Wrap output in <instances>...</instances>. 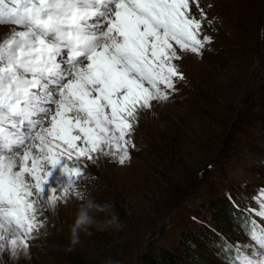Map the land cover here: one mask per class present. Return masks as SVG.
Returning a JSON list of instances; mask_svg holds the SVG:
<instances>
[{"label":"snow or ice","instance_id":"obj_1","mask_svg":"<svg viewBox=\"0 0 264 264\" xmlns=\"http://www.w3.org/2000/svg\"><path fill=\"white\" fill-rule=\"evenodd\" d=\"M192 4L203 12L199 0H0V25H11L0 37V264L30 258L44 210L85 176L82 159L105 146L130 159L140 112L168 101L184 54L212 42ZM57 167L62 196L49 194ZM253 213L247 243L217 233L225 264H264V189Z\"/></svg>","mask_w":264,"mask_h":264},{"label":"rangeland","instance_id":"obj_2","mask_svg":"<svg viewBox=\"0 0 264 264\" xmlns=\"http://www.w3.org/2000/svg\"><path fill=\"white\" fill-rule=\"evenodd\" d=\"M191 7L203 21L201 38L211 36L212 42L201 55L184 54L179 67L186 79L175 82L168 101L140 112L130 159L119 164L120 153L107 146L108 155L82 159L96 178L73 187L70 215L64 202L46 208L48 224L31 242L30 258L11 261L5 254L3 264H79L75 256L84 264H148L152 242L160 237L171 247L184 230L192 239L189 249H178L179 264H188L190 256L201 264H225L214 246L221 237L197 246L200 230L210 241L227 233L230 242H248L241 228L221 216L220 201L228 200L226 191L235 192L236 200L255 210L257 191L264 188V0H199L203 12ZM10 27L0 30L6 34ZM207 163L212 167L199 180ZM58 180L66 182L60 174L51 183L57 192L50 194L62 196ZM81 192L83 201L76 195ZM89 201L110 207L92 210L93 223L74 233L77 212ZM112 215L119 226L105 227Z\"/></svg>","mask_w":264,"mask_h":264},{"label":"trees","instance_id":"obj_3","mask_svg":"<svg viewBox=\"0 0 264 264\" xmlns=\"http://www.w3.org/2000/svg\"><path fill=\"white\" fill-rule=\"evenodd\" d=\"M220 176V175H219ZM218 176H216L217 178ZM232 193V194H231ZM229 192L226 191V198H228V200L225 199V202L220 201V205L221 207H223V211H221V216L227 220L232 227L234 226H240V224H242L243 222V210L242 207H237L240 202L238 200H236L237 195L235 192ZM225 203V204H224ZM198 210V209H196ZM235 216L240 217V220L234 219ZM245 216V215H244ZM196 218V217H195ZM197 220V219H196ZM205 224V223H204ZM234 225V226H233ZM211 230L213 231L212 227H210ZM198 229H202L201 225L198 227ZM216 230V228L214 229ZM217 232L215 231V234ZM226 235H228L227 233H225ZM178 241L176 242L175 245L169 247V246H164L163 244L159 243L160 241V237L158 239H156L158 241H154L151 243L150 247L148 248L146 255H145V262L148 264H179V259H177L178 256V249L183 248V249H189L190 244L188 243L191 239V233L188 230H184V231H179L178 232ZM218 235H212L211 236V241H210V236H208V234L204 233L203 231L200 230V232L198 233L197 237H196V241H197V246L199 245H203L204 243H206L207 245L212 244L213 238H216ZM205 239V240H204ZM217 239V238H216ZM208 241V242H206ZM184 246V247H183ZM75 256V255H74ZM75 259L78 261L79 264H84V262H82L81 258H79L78 256H75ZM183 262H185V259L183 260ZM186 262H188V264H201V261H198L197 256H190Z\"/></svg>","mask_w":264,"mask_h":264},{"label":"clouds","instance_id":"obj_4","mask_svg":"<svg viewBox=\"0 0 264 264\" xmlns=\"http://www.w3.org/2000/svg\"><path fill=\"white\" fill-rule=\"evenodd\" d=\"M109 205H96L92 201L87 202L86 205L82 206L76 215V220L73 224V231L74 233L78 232V230L82 227L89 226L93 223V218L90 215L92 210H99V211H106L109 209ZM105 227H118L119 220L118 217L112 215L110 219L104 222ZM108 264H118V262L109 261Z\"/></svg>","mask_w":264,"mask_h":264},{"label":"bare ground","instance_id":"obj_5","mask_svg":"<svg viewBox=\"0 0 264 264\" xmlns=\"http://www.w3.org/2000/svg\"><path fill=\"white\" fill-rule=\"evenodd\" d=\"M11 28V27H10ZM5 35V32L1 29L0 30V37L2 36V35ZM192 55L193 54H189V56H191L192 57ZM194 57H195V55H193ZM188 61V60H187ZM156 105H158V103L157 102H154V106L151 108L152 110H153V108L156 106ZM190 109H192V108H190ZM151 112V111H150ZM181 118V117H180ZM183 119V117L180 119V120H182ZM153 120V119H152ZM52 182V180H51V178H49V183H51ZM55 187V186H54ZM49 194H50V190H49ZM54 194V193H53ZM50 195H52V194H50ZM71 205V202L69 201V196H68V198H67V201L66 202H64V206H65V208H66V212H67V214L68 215H70L69 213H70V207H69V205ZM72 208H76V205H74ZM66 217H67V215H65ZM68 219V218H67ZM12 261V260H11ZM12 263V262H11Z\"/></svg>","mask_w":264,"mask_h":264},{"label":"water","instance_id":"obj_6","mask_svg":"<svg viewBox=\"0 0 264 264\" xmlns=\"http://www.w3.org/2000/svg\"><path fill=\"white\" fill-rule=\"evenodd\" d=\"M211 168V164L207 163L204 165L201 169L198 170L197 172V178L200 180L204 177L205 173L209 171Z\"/></svg>","mask_w":264,"mask_h":264}]
</instances>
